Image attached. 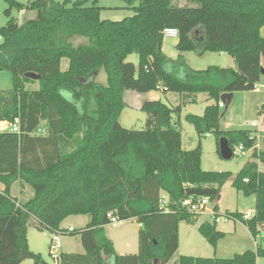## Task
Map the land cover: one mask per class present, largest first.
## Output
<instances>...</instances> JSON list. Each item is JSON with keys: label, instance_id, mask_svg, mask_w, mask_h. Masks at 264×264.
Wrapping results in <instances>:
<instances>
[{"label": "trees", "instance_id": "trees-1", "mask_svg": "<svg viewBox=\"0 0 264 264\" xmlns=\"http://www.w3.org/2000/svg\"><path fill=\"white\" fill-rule=\"evenodd\" d=\"M96 1L31 0L27 9L33 17H9L0 28V70L11 74V88L0 91V120L18 127L0 131V264L26 259L50 264L30 250L28 220H36L38 231L66 235L60 224L72 215L89 217L77 231L84 252H60L55 264H167L178 247L179 223L195 222L182 200L217 198L231 175L202 170L200 144L181 148V123L174 117L181 106L146 100L140 107L148 116L145 128L127 129L119 123L124 90L161 87L182 95V104L205 93L212 103L201 115L187 113L185 120L199 135L214 133L218 154L220 137L232 151L239 144L250 149L256 141L253 130L222 129L218 103L221 93L253 90L260 79L264 0H127L133 14L120 20L101 19ZM164 28L177 29L175 60L162 51ZM74 36L86 42L73 44ZM185 51L227 53L235 67L195 70L186 65ZM132 53L137 68L126 61ZM64 58L68 65L61 69ZM101 69L105 86L95 81ZM27 72L40 78L26 77ZM34 82L37 89L25 88ZM260 112L264 119V106ZM252 156L231 185L254 194V215L248 220L238 212L231 215L254 237L264 233V170L258 169L264 149ZM15 181L31 188L26 201L10 194ZM110 211L118 221L135 218L140 224L136 253H116L104 229ZM197 230L214 247L225 235L208 221ZM258 256H264V237L254 251L230 258L180 255L171 264H256Z\"/></svg>", "mask_w": 264, "mask_h": 264}, {"label": "rangeland", "instance_id": "rangeland-1", "mask_svg": "<svg viewBox=\"0 0 264 264\" xmlns=\"http://www.w3.org/2000/svg\"><path fill=\"white\" fill-rule=\"evenodd\" d=\"M15 1L22 5L21 9H17L13 6L9 7L6 0H0V28L6 23L9 17L21 21L34 16V11L27 9L31 0ZM73 1L75 0H70L71 3ZM179 3L183 4L185 1H179ZM96 5L102 7L100 11L101 19L120 20L133 14V11L128 8L129 4L127 0H97ZM6 10H8V13H5ZM175 39V37L171 36L163 37L164 54L171 60H175L179 53L174 43ZM70 41L73 44L84 43L86 42V38L74 36ZM183 58L186 65L195 70L206 69L208 66L212 65L223 68L230 66L235 67L233 59L227 53L222 52L204 51L199 54L196 51H185L183 53ZM126 61L132 62L137 68V54L132 53L128 55ZM67 65L68 60L65 58L62 59L61 69H66ZM95 81L103 86L107 84L106 73L103 69H101L96 75ZM37 87V82L25 85L27 90H34L37 89ZM10 88V72L8 70H0V91L8 90ZM153 91L154 97H158V99L168 107L172 109L177 105H181L182 107L178 116L174 113V117H179L181 123V148L183 150H189L194 148L197 144H200V166L202 170L230 173V178L221 187L219 195L216 198L219 212H254V194L245 195L242 191L236 190L231 185V181L245 163L254 160L252 156L254 151L264 149V141L262 139L264 135V119L263 114L260 112L264 106V73L261 74L260 79L253 90L234 92L233 98L226 110L224 109V106L221 107V111H224L222 115L223 117L220 120V126L222 129L255 130L256 128L252 125L251 121L262 120L260 123L261 131L258 134V139L256 140L255 145L251 149H244L243 153L235 152L230 159H223L219 156L214 133L211 132L208 135L206 133L199 135L194 126L185 120V115L187 113L195 115H201L203 113L202 108L205 104H203L202 98L206 96L205 93H200L198 102L183 106L182 95L175 92L162 91L161 87ZM133 94L134 96L139 97L134 98ZM149 97L150 96L148 95H142V93L133 90H124L123 100L126 104L119 115V123L122 127L133 130H141L145 128L148 116L139 108V103L144 99H149ZM225 125H227V128H224ZM258 169H263V165L259 162ZM11 195L13 197L17 195L16 187L12 189ZM77 218L81 219H75V217L71 216L67 221H63L64 226H73L72 228H75V232L61 237L60 251L67 249L72 253L84 252L77 231L86 225L84 223L85 221H89V217L87 215H81ZM204 220V217H199L198 219H195L193 224H188L183 221L179 223L178 247L167 264H171L173 261L177 260L180 255L230 258L234 254L243 253L247 250H255L253 236L248 231L247 227L239 220H229L227 222H219L215 224V228L224 232L225 235L217 241L215 247L210 245L197 230V227ZM35 224L36 220L34 218L28 220L27 232L30 237V250L40 249L43 251V259L50 264H55L56 261L48 254L50 241L49 233L45 231L46 235H40L35 229ZM139 227L137 220L135 218H130L116 223L107 224L105 232L113 240L116 249L119 250L123 244L128 243L129 246H126L124 253L133 254L138 251L137 237ZM25 264H32V261L27 259ZM256 264H264V256H258Z\"/></svg>", "mask_w": 264, "mask_h": 264}, {"label": "built area", "instance_id": "built-area-1", "mask_svg": "<svg viewBox=\"0 0 264 264\" xmlns=\"http://www.w3.org/2000/svg\"><path fill=\"white\" fill-rule=\"evenodd\" d=\"M162 33L164 36H171V37H175V38H177V35H178L177 29H175V28H164ZM218 105L220 107H223V103L221 101H219ZM252 125H254L256 128L253 131H255L254 134H255V137L257 140L258 134L261 131V125L259 123H256L255 121L252 122ZM10 128L13 131L18 130L16 123L11 124ZM207 135H208V133H207ZM250 137H252V135ZM255 143H256V141H255ZM255 143H254V145H255ZM243 150H244L243 145L239 144L234 148V150L232 152H233V154L235 152L236 153H243L244 152ZM243 180H244V182L248 181L247 178H244ZM165 198H166V196L164 194H162L161 195V204L162 205L165 203ZM181 206L184 207L188 211V213L193 216L194 219H198L199 217H204L205 220L203 222L208 221L210 223H213L214 225L219 223V222H227L229 220H239V219H237L231 215L232 212H227V211L219 212V209H218L217 204H216V199H210L207 196L196 197V198L186 197L182 200ZM216 207H217V209H216ZM253 215H254V212H252V211H246L244 213H240L242 220H248ZM106 217L109 219L110 223L118 222L113 211L108 212L106 214ZM72 230H73L72 227L67 228V232H70ZM257 230L261 231V228L259 226H257ZM49 236H50V241H49V247H48V254L50 255V257L52 259H54L57 262L58 256L60 253L62 234H60L58 232H53V233H50ZM261 237H264V233H262V234L257 233L253 237L255 247L258 244Z\"/></svg>", "mask_w": 264, "mask_h": 264}, {"label": "crops", "instance_id": "crops-1", "mask_svg": "<svg viewBox=\"0 0 264 264\" xmlns=\"http://www.w3.org/2000/svg\"><path fill=\"white\" fill-rule=\"evenodd\" d=\"M259 33H260V36L262 37V38H264V25L260 28V30H259ZM176 42H177V38L174 40V43H175V46H176ZM162 51H163V53H164V50H163V43H162ZM183 53L184 52H182L181 54L183 55ZM178 55V54H177ZM177 57V56H176ZM176 59V58H175ZM231 67V66H230ZM262 73H264V71H262ZM261 73V74H262ZM261 76V75H260ZM256 86V85H255ZM162 91H165V89H163L162 88ZM166 92V91H165ZM142 95H148V96H150L149 97V99H144V100H142V101H140V103H139V108L141 107V105H142V103L144 102V101H146V100H156V99H158V97H154V91L152 90V91H149V92H146V93H142ZM233 95H234V93H232V97H231V100H232V98H233ZM133 97L134 98H136V97H139V96H134V94H133ZM199 97H200V93H198V94H196L195 95V101L194 102H192V103H183V106H188L189 104H194V103H196V102H198L199 101ZM145 98H147V97H145ZM203 100H202V102H203V104H205L204 105V107L202 108V111L204 110V108H205V106H207V105H209V104H211L212 103V100H210V99H208V96L206 95L204 98H202ZM231 100H230V102H231ZM125 104H126V102H125ZM178 106V105H177ZM181 106V105H180ZM181 110H182V107H181ZM263 114V113H262ZM223 116H221L220 117V120H221V118H222ZM253 121H255L256 123H261V121L260 120H253ZM253 121H251V123L253 122ZM261 125V124H260ZM10 126H11V124H9L7 121H4V120H0V131H5V130H7V129H10ZM224 128H227V125H225V127ZM263 165V164H262ZM264 170V165H263V169H261L260 171H263ZM3 185L0 183V189L2 190L3 189ZM14 187H16V189H17V195L15 196L19 201H21V202H23V201H26L31 195H32V190H31V188L29 187V186H27V185H23L22 187H20V184H19V182L18 181H15L14 183H12V185H11V187H10V194H11V192H12V189L14 188ZM216 204H217V202H216ZM217 207H218V205H217ZM73 217H75V219H81V218H77V217H80L81 215H72ZM69 217H71V216H68L67 218H65L63 221H67V219H69ZM83 220H84V218H83ZM63 221L61 222V224H60V227L61 228H64V229H67L68 227H73V226H71V225H69V226H64L63 225ZM77 221V220H76ZM87 222L85 221V223L84 224H86ZM107 225H105L104 226V229H105V227H106ZM139 226H140V224H139ZM36 229V228H35ZM37 230V229H36ZM38 231V230H37ZM38 233L40 234V235H46L45 233L46 232H44V231H38ZM106 233V232H105ZM66 234H68V232H66ZM63 236V235H62ZM61 236V237H62ZM106 236L112 241V243H113V245H114V242H113V240L106 234ZM27 241H28V246H29V248H31L30 246H31V243H30V237H29V235H28V232H27ZM126 246H129L128 245V243H126V244H123L122 246H121V249H116V247H114V249H115V251H116V253H118V254H127V253H124V250H125V248H126ZM38 248V247H37ZM32 251H38L40 254H41V256H42V252L43 251H41L40 249H35V250H33L32 249ZM60 252H66V253H72V252H70L69 250H67V249H64L63 251H60ZM134 254V253H133ZM27 260V259H26ZM26 260H24V261H22L20 264H25L26 263Z\"/></svg>", "mask_w": 264, "mask_h": 264}, {"label": "water", "instance_id": "water-1", "mask_svg": "<svg viewBox=\"0 0 264 264\" xmlns=\"http://www.w3.org/2000/svg\"><path fill=\"white\" fill-rule=\"evenodd\" d=\"M263 71V69H262ZM26 77L32 78L34 80H38L40 78L39 74H36L34 72H27L25 73ZM232 97V93L231 92H223L220 94V101L223 103L224 109L226 110V108L228 107L230 100ZM224 113V111H223ZM223 113L221 114V116L223 115ZM218 148H219V155L221 158L223 159H230L233 155L232 149L228 143V140L225 137H220L218 140Z\"/></svg>", "mask_w": 264, "mask_h": 264}]
</instances>
